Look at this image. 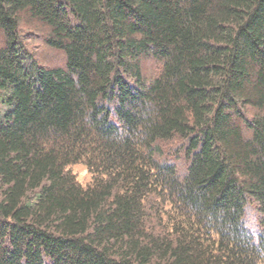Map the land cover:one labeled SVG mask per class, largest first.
I'll return each instance as SVG.
<instances>
[{"label": "trees", "instance_id": "obj_1", "mask_svg": "<svg viewBox=\"0 0 264 264\" xmlns=\"http://www.w3.org/2000/svg\"><path fill=\"white\" fill-rule=\"evenodd\" d=\"M0 264H264V0H0Z\"/></svg>", "mask_w": 264, "mask_h": 264}, {"label": "rangeland", "instance_id": "obj_2", "mask_svg": "<svg viewBox=\"0 0 264 264\" xmlns=\"http://www.w3.org/2000/svg\"><path fill=\"white\" fill-rule=\"evenodd\" d=\"M41 49V52L39 51ZM41 47H35L32 49V52L33 53H36L37 51L39 53H42V52H45L46 50L43 49ZM166 155V154H165ZM168 156V155H167ZM72 175L75 177V179L82 185V186H85L87 185L91 178H90V175L89 173L87 172L86 168L83 166V165H75V166H72L69 168Z\"/></svg>", "mask_w": 264, "mask_h": 264}]
</instances>
